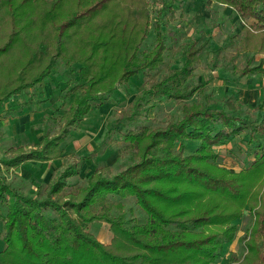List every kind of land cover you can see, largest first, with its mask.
<instances>
[{
    "label": "rangeland",
    "instance_id": "obj_1",
    "mask_svg": "<svg viewBox=\"0 0 264 264\" xmlns=\"http://www.w3.org/2000/svg\"><path fill=\"white\" fill-rule=\"evenodd\" d=\"M10 1L14 6L11 11L13 16L19 18L16 20L17 26L27 29L25 35L18 37V41H23L30 53L38 52L40 43L48 45L54 39V26L75 7V0H63L59 4V0H30L26 4H22V0ZM85 1L91 2L83 0ZM55 3L58 6L52 10ZM104 7L107 11L100 12L61 37L60 49L65 51L61 55L65 59H73L68 60L69 64L59 59L45 77L43 87L21 90L5 101L8 108L0 116V122L3 120L4 124H10L12 136L0 143V175L14 190L31 195L40 186L46 193L47 186L60 172L73 165L77 168V174L67 180L68 186L61 194V199H69L72 192L81 191L92 172L112 176L133 159L121 150L125 145L123 137L128 131L135 133L141 126L147 129L163 128L170 120L181 118L178 102L151 99L147 107L151 104L154 106L136 123L130 126L118 122L141 87L147 88L151 83L149 76L140 73L132 76L127 84L115 85V90L107 96V101L91 102L87 116L60 143L59 158L40 162L43 166L37 164L38 167L34 166L37 161L31 160L32 162L7 168L4 162L20 152L17 148L28 152L40 147L45 119L53 112L62 113L70 103L68 91L78 76L68 70L79 61L84 62L87 57L89 60L86 63H96L105 56V63L111 65L114 54L122 50L125 52H121L125 60L134 57V61H142L144 57L156 56L158 41H161L162 53L153 63L156 69L152 72L157 74L156 77H161L170 68L179 67L184 52L191 47L199 53L193 61L190 84L205 83V86L201 93H195L184 104L198 105L206 102L249 121L259 119L264 113V32L255 30L252 20L239 19L230 7L216 0H114ZM130 19L133 22L137 19L140 27L132 26L134 23H130ZM128 20L130 21L127 22ZM108 21L112 23L109 24ZM115 21L126 22L129 28L115 27ZM146 22L148 25L142 26ZM127 30L138 35L126 36ZM119 32L122 42H112L109 38H115ZM101 41L108 42V46L101 47ZM16 48L12 49V55H16ZM215 53L219 55L216 62L213 60ZM250 68L246 74L239 73ZM226 102L231 105L225 106ZM62 124L63 122L58 124L55 120L54 123H49L50 137L58 133ZM3 130L0 127V138L5 136ZM198 146L197 142H187L181 155L193 153ZM208 153L213 156L212 162L205 160L200 168L216 176L234 179L239 187L237 195L208 192L197 183H187L185 180L165 181L155 186L164 194L181 196L180 201H158L156 206L167 216L182 211L183 218H195L202 214L215 216L210 224L202 225L188 238L218 235L219 239H229L220 246L216 259H209L203 253H200L201 256L193 254L191 264H252L258 259L257 254L261 248V242L254 232L257 218L264 214V161L253 163L254 155L243 135H237L222 145L211 148ZM26 165L27 168L23 167ZM254 175L261 177L252 181ZM124 202L127 208L125 216L143 218L144 213L134 201L126 199ZM234 202L240 205V209L236 219L230 221L225 208L234 206ZM76 219L81 230L103 246L112 244L111 247L116 248L124 243V239L113 232L107 221L93 218L83 222ZM2 230L3 222L0 220V233ZM3 247L4 243L0 241V250Z\"/></svg>",
    "mask_w": 264,
    "mask_h": 264
},
{
    "label": "trees",
    "instance_id": "obj_2",
    "mask_svg": "<svg viewBox=\"0 0 264 264\" xmlns=\"http://www.w3.org/2000/svg\"><path fill=\"white\" fill-rule=\"evenodd\" d=\"M9 1H0V104L21 90L43 87L45 77L59 59L69 64L73 59H65L61 55L62 51L65 52L60 49L61 37L100 12L107 11L105 4L114 0H75V4L71 0L75 7L72 6L67 16L54 26V39L48 45L40 43L38 52L33 53L28 52L29 48H25L23 41H18V37L25 35L27 29L17 26L16 20L19 18L13 16L11 11L14 6ZM28 1L22 0V4ZM62 1L59 0L58 4ZM216 1L230 7L239 19L252 20V27L264 32V0ZM57 6L55 3L52 10ZM137 19L136 22L133 19L127 22H133L132 26L139 28ZM114 25L129 28L126 22L115 21ZM147 25L146 22L142 26ZM129 32L127 30L125 35H138ZM109 39L122 42L121 32ZM158 42L156 56L144 57L142 61H134V57L125 60L121 50L114 54L111 65L105 63V56L96 63H86L89 60L87 57L84 62L74 64L68 72L76 73L78 78L68 91L71 100L67 109L62 113L53 112L45 119L39 148L28 152L17 148L20 152L5 161L4 165L8 168L30 160L45 162L59 158L60 143L87 116L91 102L107 101L115 85L127 84L132 76L140 73L149 76L151 83L147 88L141 87L123 118L117 121L133 125L154 106L151 104L147 107L151 99L178 102L181 118L170 120L163 128L147 129L141 126L135 133L128 131L123 137L125 145L121 150L133 159L112 176L92 172L81 191L72 192L69 199H61V194L68 186L67 180L77 174V168L73 165L60 172L47 186L46 193L37 186L31 195L24 194L10 187L0 175V220L3 222L0 241L4 243L0 250V264H191L193 254L201 256L200 253H203L209 259L218 257L220 246L229 239H219L218 235L196 239L187 237L202 225L210 224L215 216L202 214L195 218H183L184 211L163 215L156 202L177 203L181 196L164 194L155 185L165 181L185 180L187 183H197L208 192L237 195L239 187L234 179L211 174L200 168V165L205 160L212 162L213 156L208 153L211 148L237 135H243L254 155L253 163L263 162L264 113L259 119L249 121L206 102L198 105L184 104L195 93H201L205 86V83L190 84L193 61L199 51L190 47L184 52L179 67L170 68L166 74L156 77V73L152 74L156 69L153 63L158 60L163 48L162 42ZM101 43L103 48L108 46V42ZM15 47L16 55H12ZM213 60H219L218 53L213 55ZM250 70L245 69L239 73L246 74ZM224 104L231 105L230 102ZM54 120L63 124L58 133L50 137L48 127ZM187 142H197L199 146L193 153L184 156L181 152ZM261 175H254L252 181ZM126 199H131L141 208L143 218L125 216ZM225 209L231 221L236 219L240 205L234 202V206L229 205ZM76 218L83 222L93 218L107 221L113 232L124 239V243L116 248L111 247L112 244L103 246L81 230ZM256 222L254 234L261 242V248L257 254L258 259L252 264H264V214H260Z\"/></svg>",
    "mask_w": 264,
    "mask_h": 264
},
{
    "label": "crops",
    "instance_id": "obj_3",
    "mask_svg": "<svg viewBox=\"0 0 264 264\" xmlns=\"http://www.w3.org/2000/svg\"><path fill=\"white\" fill-rule=\"evenodd\" d=\"M6 106L7 105H6L5 102L0 104V116H3L5 114V111L4 110H6L8 108V106L7 107ZM0 124H1L0 127H3V129H4L3 131L5 132V136L0 138V143H3V142L6 141L7 138H9L10 136H12V133H11L12 131H10L11 126H10V124L8 122L6 124H4V122L2 120V122H0ZM30 162H32V161L30 160ZM30 162L28 163V166H30ZM33 164H34V162H33ZM37 164L39 166H43V164H41L40 162L39 163L36 162V165H34V166L35 167H38ZM23 167L27 168V165L26 166H23Z\"/></svg>",
    "mask_w": 264,
    "mask_h": 264
}]
</instances>
